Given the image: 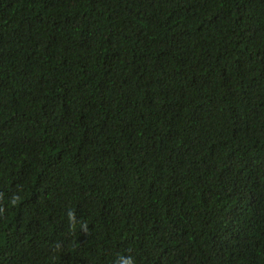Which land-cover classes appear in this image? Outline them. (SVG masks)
Masks as SVG:
<instances>
[{"label":"trees","instance_id":"1","mask_svg":"<svg viewBox=\"0 0 264 264\" xmlns=\"http://www.w3.org/2000/svg\"><path fill=\"white\" fill-rule=\"evenodd\" d=\"M264 264V0H0V264Z\"/></svg>","mask_w":264,"mask_h":264},{"label":"clouds","instance_id":"2","mask_svg":"<svg viewBox=\"0 0 264 264\" xmlns=\"http://www.w3.org/2000/svg\"><path fill=\"white\" fill-rule=\"evenodd\" d=\"M121 264H134V261L131 257H128V258L122 259Z\"/></svg>","mask_w":264,"mask_h":264}]
</instances>
